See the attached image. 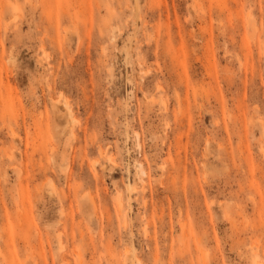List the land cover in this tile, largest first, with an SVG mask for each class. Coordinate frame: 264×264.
<instances>
[{
  "label": "rangeland",
  "instance_id": "rangeland-1",
  "mask_svg": "<svg viewBox=\"0 0 264 264\" xmlns=\"http://www.w3.org/2000/svg\"><path fill=\"white\" fill-rule=\"evenodd\" d=\"M0 264H264V0H0Z\"/></svg>",
  "mask_w": 264,
  "mask_h": 264
}]
</instances>
